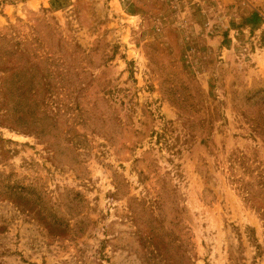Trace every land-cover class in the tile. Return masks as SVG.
<instances>
[{
	"label": "rangeland",
	"instance_id": "rangeland-1",
	"mask_svg": "<svg viewBox=\"0 0 264 264\" xmlns=\"http://www.w3.org/2000/svg\"><path fill=\"white\" fill-rule=\"evenodd\" d=\"M0 264H264V0H0Z\"/></svg>",
	"mask_w": 264,
	"mask_h": 264
}]
</instances>
